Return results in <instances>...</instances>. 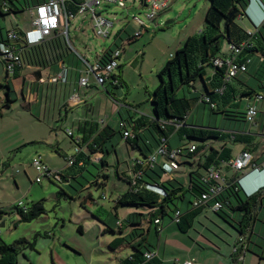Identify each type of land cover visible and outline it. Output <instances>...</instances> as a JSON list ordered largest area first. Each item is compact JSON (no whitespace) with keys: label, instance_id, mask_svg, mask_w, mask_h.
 <instances>
[{"label":"rangeland","instance_id":"1","mask_svg":"<svg viewBox=\"0 0 264 264\" xmlns=\"http://www.w3.org/2000/svg\"><path fill=\"white\" fill-rule=\"evenodd\" d=\"M209 8L210 0H170L164 13V16L170 15V20L162 29L157 26L159 23L155 25L148 20L150 10L142 5V0H126L124 5L103 4L97 10L98 13L103 12L107 20L114 22L115 28H128L132 37L141 31L133 22L134 18L152 26L149 30L142 29L141 36L134 38L133 44H123L119 41V46L125 51L121 67L127 86L117 89L118 98L131 106L133 115L137 112L138 116L151 117V97L160 83L159 72L177 50L184 46L187 36L196 37L205 30ZM34 11L29 9L22 16H8L2 19V27L4 30L19 25L25 27L31 22ZM248 21L246 18L240 25L251 26ZM65 39L69 45L71 60L78 63L80 68H86L81 57L95 65L103 52L113 46V39L103 40L94 35L92 16L89 13L71 19L70 33ZM227 44V41L223 42L222 53L225 52ZM119 73L120 68L116 70V74ZM12 88L11 108L6 107V94L0 88V212H3L0 219V245H11L22 239L36 242V250L27 249L24 255L19 256L18 264H122L131 249L124 247L112 250V238L105 231L107 224L113 225L118 231L116 222L126 220L130 216H127V213L145 216L149 213L146 208L121 207L117 216L115 209L118 196L129 188L127 178L132 172L134 159L139 158L140 153L122 138L120 128L113 123L117 133L106 144V150L110 151L105 154L108 166L102 168L99 161L103 154L100 153L94 156L95 161L83 172L77 167L68 168L65 157L76 156V145L74 140L68 137L66 130H73L75 138L78 136L77 130L68 126V129L65 127L59 131L58 127L63 125L61 122L53 126L56 132H59L60 152L56 151L55 147H47L45 143H31L36 135L51 139V136L56 134L50 132L52 123L40 125L32 118L28 105L21 96H17L13 85ZM97 90L101 91L102 88L94 89V95H99ZM184 92L181 90L178 95L181 97ZM262 105L258 108L259 116ZM254 129L256 130L257 126ZM38 156H42L44 162L55 171H64V175L71 177V180L66 179L60 184L43 178L41 183H37L39 173L32 164ZM190 162L192 165L186 169H197L195 161ZM183 169L181 166L179 171ZM203 171L200 169V172ZM104 175L109 178H104ZM98 182L104 185H99ZM62 190L73 199L60 195ZM40 202L45 214L32 222H21L15 208H31ZM209 218L224 227L227 226L210 211L198 218L195 229L190 232L192 238L198 237L197 231H204L202 226L219 232L210 224ZM80 227L83 228V233L80 232ZM165 234L169 235V232ZM153 235L157 242L154 230ZM185 239L188 240V236H185ZM235 242L236 238L230 240L229 245L234 247L237 245ZM170 243L180 248V253L176 256L187 255L188 249L184 246L172 240ZM175 259L176 257L169 264H176ZM256 260L258 264H264V260Z\"/></svg>","mask_w":264,"mask_h":264},{"label":"trees","instance_id":"2","mask_svg":"<svg viewBox=\"0 0 264 264\" xmlns=\"http://www.w3.org/2000/svg\"><path fill=\"white\" fill-rule=\"evenodd\" d=\"M47 1L48 0H0V44H11L8 39V33L11 31H8L7 29L4 30V27H2L1 24L2 19H5L8 16H18L29 9H34L37 6L46 3ZM66 1L68 13L76 17L79 8L84 1ZM250 2L252 1L210 0V8L206 15L205 30L196 37L188 38L184 46L176 52V54L167 62L165 67L159 72L158 76L160 83L151 97L154 116L151 119L141 117L130 125L131 131L127 127H120L122 138L129 143L134 150L138 151L143 159L135 161L132 167V172L127 178L129 188L123 194L118 196L115 209L117 211L121 207H136L149 210L147 216L143 214H131L126 220L121 222L117 220L120 226H132L134 228L130 234V239L128 240L126 237H122L121 240L123 242L117 247L119 248L123 244H127L130 245L133 250L132 255L124 262V264H160L156 260V255L153 251L155 247L149 243L147 236H144L141 233V224L143 221H148L150 225L156 226V234L159 235L162 220L169 218L178 225L181 232L186 233L192 228L195 216H197L202 209L210 208L213 201H215L212 200L208 205L200 206L198 208L193 207V202L200 199L204 193L209 191V187L202 182L203 178L212 168L218 169L222 172L221 164L225 165L230 161L231 159L229 156L224 158L220 156L216 157L217 155L214 157L208 156L205 161L207 164H198L197 171L190 174L189 188L186 189L183 186L176 187L169 179L163 180V175L167 173L166 170L163 166L159 165L158 162L153 167H150L148 165V160L163 144L164 140H166L167 148L169 150L173 149L170 147V139L174 135H178L182 141H195L196 143L201 144L198 146H191L196 148L194 152H190L191 147H179L184 149V153L180 157L188 159H193L194 156L203 150V143L212 139H220L219 134L223 132V129L209 125L206 126L202 123L200 125L197 124V122H195L194 112L198 107L202 106L203 109H208L210 116H229L226 115L227 112L223 111V106L227 99L226 96L229 92L228 89L230 83L236 79L237 76L229 82H225L227 68L218 69L212 64L217 57H226L222 55L221 52L223 42L226 40H229L228 47L230 45H246L238 58V62L245 63L248 60H251L249 66L252 65V57L254 56V53L260 50L258 45L260 44L264 46V25L258 32L251 33L244 31L237 24L238 19L247 16V9L249 8ZM234 10H237V13L229 19L230 14L233 13ZM69 22V25H71V20H69ZM12 31L20 38V40L13 43V46L20 53L22 59V66L20 68H23L34 57L37 60H44L46 58V53L48 52V48L45 45L47 39L50 38L52 34L57 33L58 31L60 32L61 30L54 31L41 44L35 46H29L24 41L25 34L22 36V33L17 29ZM242 31L244 39L238 42L234 41L235 32L240 33ZM58 37L63 39L69 50V45L67 44L64 34H61ZM20 42H24L25 46L22 47L19 45ZM49 45L50 44H48V46ZM117 50L122 49L117 45L114 49L109 48L101 56L99 60L100 63L103 65L109 63L112 55ZM261 52L262 53L259 57L264 63V50ZM2 63L4 64V62ZM210 65L217 69V73L212 81L214 88L213 91H211L210 85L206 81L205 74ZM20 68H17L16 70ZM246 73H249V71ZM115 77L120 80L119 85L123 86L122 72L115 75ZM201 82L204 85L205 93L201 92V94L198 95V93H196V85ZM118 86L112 85L114 88H119ZM0 88L8 91L6 93V107L11 108L13 100L10 97V86L0 84ZM187 89L188 92H186ZM181 90H184L185 92L183 96L180 97L178 92ZM254 93L258 95L255 90H252V94ZM206 100H208V102ZM212 105H214V107ZM237 115L238 113H233V116L229 117H232L234 121H237L235 119L240 117L239 122L251 126L247 122V110L245 114L241 113L239 114V117ZM125 131H129L132 136L125 139L123 135ZM116 133L117 131L110 127L99 128L96 126L93 132L87 134L83 143L74 141L76 150L86 146L89 154H103L100 156L99 163L102 168H106L108 162L105 154L110 152L106 150V144ZM68 137L72 138V135H68ZM188 145H190V143H188ZM215 154L219 153L215 151ZM85 157L86 156L83 152L79 150V153L75 156L76 161L74 165L68 168L77 167L80 172L85 171L87 166L92 163L90 156H87V158ZM200 169H203L205 173L202 174ZM58 176L61 179V182H59L60 184L69 178L64 175V171H61ZM118 176L120 177L119 174ZM104 178L108 179L109 176L104 175ZM98 184L104 185L99 182ZM149 186L159 188L162 193L149 189ZM263 194L264 190H261L255 195L247 196L241 190L236 179H232L231 182H227L226 189L222 192L219 198L216 199L222 203L223 207L219 212L215 213L224 220H226L224 217L226 212L225 209H231L232 211L241 214L242 217L239 221L232 219L240 225V228H237L229 220L226 221L234 226L240 234L247 237L251 234V219L256 218L255 213L260 208ZM60 195L73 199V197H71L65 190H62ZM183 204H186L188 208L185 213L182 208ZM83 205L85 204L83 203ZM15 211L20 216L21 222L25 223L32 222L45 214V209L41 202L35 203L31 208L16 207ZM177 212H181L179 223H176ZM2 215L3 212H0V219ZM156 221H159V223L157 224ZM79 230L83 233L82 227H80ZM105 232L115 233V230L107 224V230ZM137 239H139V241L133 243ZM247 244L250 245V242L248 241ZM110 247L115 250L112 245H110ZM27 249L36 250V242H29L26 239H22L11 245H0V264H18L19 256L21 254L24 255V252ZM146 253H153L155 256L151 260H148L145 258Z\"/></svg>","mask_w":264,"mask_h":264},{"label":"crops","instance_id":"3","mask_svg":"<svg viewBox=\"0 0 264 264\" xmlns=\"http://www.w3.org/2000/svg\"><path fill=\"white\" fill-rule=\"evenodd\" d=\"M167 9L156 18L154 23H152L155 25L159 23L160 25H157L159 26V29L165 28L168 25L170 15L164 16V13L167 11ZM24 14L25 13L18 16H22ZM33 18L34 14L31 22L25 27H21L19 25L13 26L7 30L12 31L17 29L20 33H22V36H24V34L32 29ZM246 18L249 20L248 22L251 24V26L246 25L243 27L240 25V22ZM84 22L85 20L82 21V24H84ZM133 22L138 26V30L142 29L137 22L134 20ZM237 24L244 31L251 33L258 32L259 29H261L264 25V0H253L247 9V16H243L238 19ZM150 27L152 26L147 24V28H145V30H149ZM60 30V32L58 31L57 33L52 34L51 37L47 39L45 45L48 48V52L46 53V58L44 60H37L34 57L23 68L16 70L15 74H8L5 69V65L0 60V84H6L10 86L11 99L13 85L17 96L22 97L25 104L28 105V109L32 115V118L36 120L38 124L41 125L42 123H52L50 132L51 134L55 132V136H51L50 139L40 138V136L37 137L36 135L35 138L31 140V143H45L47 147H55L56 151L60 152L61 143L59 132H56L55 128L53 127L58 122L63 124L62 126L58 127V129H60L59 131L65 127L68 129V126L77 130L78 136L76 138L73 130H66V132H71L72 139L78 143H83V140L87 137V134L93 132L96 126L99 128L110 127L111 129L116 130V128L113 126V123H115L118 128L124 125L125 128L127 127L131 131L129 128L130 125L139 120L141 117L145 116H138L137 112H135V115H133L131 106L127 105L125 100L118 98L119 91L117 92V89L125 88L127 86V82L121 67V61L123 60V54L125 52L124 49L121 47L122 54L119 61V68H121L120 72H122V81L124 82V85H119V88H114L111 84H106L101 91L97 90L99 95H94L93 90L98 89L99 86H97L95 83L92 75L88 74L87 67L80 68L78 67V63H75L73 60H71L70 51L67 49L65 42L63 39L58 37L59 35L63 34V30ZM187 37L190 38L191 36L189 35ZM243 37V31L240 33L235 32L234 41H241L244 39ZM134 38V36L132 37V35L128 33V28H115L110 37V39H113V46H110L109 48L114 49L116 45L119 46V41H122L123 44H133L135 42ZM226 41L228 44L225 52L222 53L224 56H227L229 53V40ZM48 44L50 45L48 46ZM19 45L23 47L25 46V43L20 42ZM258 46L260 50L254 53V56L252 57L253 62L248 68L249 73L238 74L237 78L230 83L228 89L229 92L226 96L227 99L223 106V111L227 112L226 115L233 116V113H238L237 116L239 117V114H245L248 106L252 103V100L256 95L255 93L252 94V90H255L256 93L264 96V63L259 57L262 53L261 51L264 50V46L260 44ZM105 52H103V54ZM65 70L67 71L66 83L62 82L61 80L55 82L54 79L62 75ZM207 70L208 71L205 73L206 81L210 85L211 91H213L214 88L212 81L217 73V69L208 68ZM87 76L90 79L91 87L82 88L79 84L80 79L81 77ZM204 89L205 88L202 82L200 85H196V93H198V95H200L201 92L205 93ZM4 92L6 94L8 91L5 89ZM106 94L108 96H106ZM260 105H262L261 114L257 119L256 125L253 126L239 122L240 117L235 119L237 121H234L232 117L229 116H210L207 108L203 109L202 106L198 107V109H196L194 112L195 122H197L199 125L202 123L206 126L209 125L223 129V132L219 134L220 139H212L206 143H203V150L194 156L193 159L180 157L177 162V166L173 168L169 166L166 160L159 158L158 164L163 166V168L168 173L167 179H169L176 187L183 186L186 189L189 188L190 174L194 171H197L196 169H186L187 166L192 165L190 162L191 160H194L197 165H206L207 163L205 161L208 156L214 157L217 155L216 157L220 156L222 158L229 156L231 160H237L243 154H250L252 156L253 164L260 167L261 170L254 171L253 169H248L242 174L221 164L222 174L228 183L231 182L232 179H236L241 190L247 196L255 195L259 191L264 190V101H261L257 108H259ZM102 112H104V114H102ZM153 116L154 114L152 113L151 117L146 118L151 119ZM256 126L257 129L255 130L254 128ZM172 137L170 139V147L173 149L183 146L191 147L194 145H201L195 141H182L178 135H174L173 139ZM188 143H190V145H188ZM79 150L83 152V154L86 156L85 158L90 156L92 161H95L94 156L98 155L89 154L86 146L79 148ZM215 151H217L219 154H215ZM61 153L63 154V152ZM38 157H41L44 161L42 156ZM65 159H67V156ZM142 159L143 158L140 155L139 158L137 157L134 160L136 161ZM46 165L51 170H54L49 164ZM181 166H183L185 170L183 169L182 171H179ZM260 171H262V173H259ZM201 173L204 174L205 171ZM68 179L71 180V177ZM67 182L69 183V181ZM262 202L264 204V194ZM261 206L262 204L260 207ZM182 208L184 213L188 209L186 204H183ZM210 211L217 215L220 220L225 222L227 226L225 225L226 227H224L219 222L209 218L210 224L219 232L211 230V228L208 226H202L204 231H197L198 237L196 239L192 238L190 236V232L195 229L198 218L206 213L208 214ZM225 211L224 217L226 220H229L237 228H240V225L232 219L239 221L242 215L238 212L232 211L231 209H225ZM116 215H119L118 210ZM126 215H131V213H127ZM255 216L256 218L254 219L256 220V223L254 225V219H251L252 226L250 228L252 231L254 230L256 234H261L264 237V205L261 211L257 210ZM226 220L220 217L212 209L206 208L202 209L199 214L195 216L193 219L192 228L186 233L181 232L178 225L169 218L162 220L160 234H156L158 238L157 242L155 241L156 238L153 235V230L156 233L157 227L150 225L148 221L144 222L142 220L141 233L144 236H147L149 243L155 247L153 251L155 252L156 260L160 264H169L173 261L174 257H176L174 260L176 264H258L256 258H259V260H264V240L259 238L257 235H254L252 238L253 244L248 245L247 242L250 234L247 237L243 236ZM121 221L123 220H119V222ZM119 222H116L118 231L113 225L109 224L115 230V233H109L110 237L112 238L110 245H112L115 250H119L124 247H129L131 249L128 257L123 260L122 264H124V262L132 255L133 250L131 246L127 244H123L119 248L117 247L121 242H123L121 240L122 237H126L128 240L130 239V234L134 228L132 226H120ZM166 232H169V235L165 234ZM185 236H188L189 239L186 240ZM235 238L237 245L231 247L229 245V241L232 239L234 240ZM242 238H244V243L240 242ZM171 240L174 243H178L188 249L187 255L176 256V254L180 253L178 251L179 247H177L176 244L172 245L170 243ZM138 241L139 239L135 240L133 243H137ZM235 248L238 249V252H235Z\"/></svg>","mask_w":264,"mask_h":264},{"label":"built area","instance_id":"4","mask_svg":"<svg viewBox=\"0 0 264 264\" xmlns=\"http://www.w3.org/2000/svg\"><path fill=\"white\" fill-rule=\"evenodd\" d=\"M66 2V0H48L46 3L34 8L35 11L34 18L32 20V29L28 31L24 37V41L29 46L41 44L54 31L60 29L63 30L64 36L68 37L70 31L69 20L75 17L68 13ZM125 2L126 0H85L79 8L78 15H85L87 13L91 14L94 35L99 39L106 40L111 37L115 27V23L107 20L103 16V13H98L97 10L103 4L124 5ZM142 5L150 10L147 18L150 22L154 23L156 18L168 8L169 0H142ZM133 20L137 22L142 29L147 28V24L139 18H134ZM142 29L141 31L135 34V38L141 36ZM8 39L11 44H0V60L4 62L7 73L14 74L16 69L22 66V59L20 53L13 46V43L15 41L20 40V38L15 32L11 31L8 33ZM245 47V44L241 46L230 45L228 47L229 53L225 58L217 57L213 61L212 65L218 69L227 68L225 82H229L231 79L238 76V74L246 73L248 71L249 65L251 64V60H248L245 63L238 62V58ZM121 54V50L115 51L111 57V61L106 65L101 64L100 61H98L95 65H91L87 59L82 57L81 60L88 68V74L92 75L97 86L101 88H104L106 84L118 86L119 79L116 78L115 75L116 70L119 68ZM59 80L66 83V70L62 75L54 79L55 82ZM79 84L82 88L91 87V82L88 76L81 77ZM206 101L208 102V100ZM261 101H264V96L260 94L255 95L252 100V103L247 108L246 118L247 122L251 126L256 125L259 116L257 105ZM212 106L214 107V105ZM121 127L124 128V125H122ZM68 135L71 136L72 133L68 132ZM123 135L125 139L132 136L129 131H125ZM195 149V147H191L190 152H194ZM78 153L79 150H76V154ZM183 153L184 149L182 148H174L169 150L166 145V140H164L163 144L149 158L148 165L150 167H153L158 162L159 158H163L167 161L171 168L176 167V162ZM75 161V156L68 157L67 166H73ZM32 166L39 173V177L36 179L37 183H41L43 178H49L52 181L61 182V179L58 176L61 173V170H51L43 162L41 157H36L33 161ZM225 166L242 174L245 173L248 169H253L254 171L261 170L260 167L253 164L252 156L250 154H243L237 160H230L225 164ZM167 174L168 173L164 174L163 180L167 179ZM202 182L209 187V191L204 193L200 199L195 200L193 202V207L198 208L200 206L208 205L210 201L215 200L213 201V204L211 205L210 209H212L214 212H219L222 209L223 205L220 201H217L216 199L219 198V196L227 187V182L224 178V175L220 170L212 168L203 178ZM149 189L162 193L161 190L155 186H149ZM180 217L181 212H177L176 223H179ZM156 223L158 224L159 221H156ZM240 242L244 243V238H242ZM235 252H238L237 248H235ZM154 256L155 255L153 253L145 254V258L148 260H151Z\"/></svg>","mask_w":264,"mask_h":264},{"label":"water","instance_id":"5","mask_svg":"<svg viewBox=\"0 0 264 264\" xmlns=\"http://www.w3.org/2000/svg\"><path fill=\"white\" fill-rule=\"evenodd\" d=\"M250 5H251V2L249 3V6H250ZM236 13H237V10H234L233 13L230 14L229 19H231ZM226 23H227V22H226ZM208 68H209V69H214V67H213L212 65L208 66ZM259 173H262V171H260ZM261 204H262V206L259 208V211L262 210L263 205H264L262 201H261ZM255 223H256V220L254 219V225H255ZM254 235H257L259 238H261V239L264 240L263 235H261V234H256V233L254 232V230H253L252 233L250 234V236L248 237V241L250 242V245L253 244L252 238H253Z\"/></svg>","mask_w":264,"mask_h":264}]
</instances>
